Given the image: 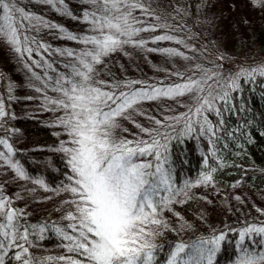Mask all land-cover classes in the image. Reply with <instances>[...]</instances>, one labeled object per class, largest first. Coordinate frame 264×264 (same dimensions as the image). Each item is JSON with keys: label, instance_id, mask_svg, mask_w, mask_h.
Returning <instances> with one entry per match:
<instances>
[{"label": "trees", "instance_id": "trees-1", "mask_svg": "<svg viewBox=\"0 0 264 264\" xmlns=\"http://www.w3.org/2000/svg\"><path fill=\"white\" fill-rule=\"evenodd\" d=\"M213 1L139 0L147 12L135 9L133 13L140 14L137 20L152 26L157 34H170V29L176 33L182 28V24L188 25L195 20L206 24L208 16L204 11L210 8ZM11 2L15 5L14 18L19 20V22L14 20V26L18 29L19 47L28 50L34 62L41 57L49 61L56 59L50 56L55 42L53 38H56V35L52 38L48 29H44L41 25L27 27V23L30 22L25 15L38 17L49 23H60L78 32L75 30V24L81 25L82 14L94 12L89 8H83V5L79 3L76 5V0H63V3H60V0H53L50 6L44 0H11ZM57 6L66 13L69 11L70 15H59L56 11H48ZM213 8L219 11L223 24L230 11L229 6L221 1L217 2ZM15 9L21 11L17 12ZM233 11L237 13L232 14V17L237 20L234 21L235 23L227 22L226 27L234 30L235 35L238 36L244 30L247 20L241 14L243 12L241 3H234ZM2 16L3 13H0V17ZM70 23H73L71 28L68 26ZM0 24L4 25V21L0 20ZM138 27L150 29L140 23ZM154 31L151 29L143 31L140 34L141 40L147 42L155 34ZM249 42H257L260 50L264 51V20L254 26ZM243 44L247 45L244 41ZM162 45L164 49L172 50L169 46ZM147 46L148 44L144 43L140 48L144 56L148 55V51L154 50L153 46ZM241 47L242 42L237 38L235 48ZM121 49L117 56L122 67L113 59L111 62H105V69L97 68L100 71L97 72V69L95 71L97 75L105 77L106 81L111 80L119 84L118 92L167 84L166 76H155V72H148L151 74L149 77L144 76L145 83L143 81L137 83L129 79L132 78V70H134L130 67L133 61L132 51L127 50L126 46ZM23 57L27 60V56ZM174 65L178 67L176 62ZM55 67L57 70L60 68ZM167 67L163 66L161 71H165ZM221 67L223 68V65ZM62 70L57 73H61ZM146 70H148L147 67L141 64L138 72L144 75ZM169 71L171 72H165L173 73V67H170ZM62 74L64 75V71ZM67 74L65 72V77L69 78L66 82L70 85V81L79 80L78 77L70 78ZM6 79L8 86L2 85L3 91L13 92V88L18 87L17 79H14V83L9 82L8 77ZM6 79L2 77V81ZM237 84L238 87L235 90L231 87L226 90H213L220 87L214 85L212 90L209 88L206 90V95L202 94V98L207 97L212 102V109H206L202 116L192 117L198 122L193 124L191 132L185 128L186 120L181 119L177 123L175 118L189 113L194 102H184V105L176 104L168 108V112H160L155 116V120L162 121L165 126L172 124L175 129L173 131L172 128H166L173 138L167 144L165 153L167 162L164 164V168L171 176L173 187L183 188L184 183L193 185L185 189L187 196H177L175 202L169 204L160 213L159 218L164 221L166 227H159V235H157L159 238L153 241L158 245L154 253L156 264H166L170 252L174 251L179 243L188 246L185 252L194 253L193 246L199 247L202 240H208L220 234H224L225 239L220 241L219 251L213 259V264H237L236 257L242 251V249L239 251L241 246L239 233L248 227H264V210L259 211L256 206H253L254 213L258 211L259 213L251 222L248 217L251 215L231 213L224 203L231 195L242 197L243 193L252 196L262 195L264 198V76L241 75ZM209 90H211V96L208 95ZM225 91L228 92L226 100L219 99L218 97L223 96ZM155 120L152 122L143 120L140 125L144 128H156L158 125L155 124ZM12 122L15 132H18L15 136L17 143L14 146L16 160L14 163L24 170L26 178L17 176L15 169L11 166H4L0 170V198L8 201L5 211L12 209L17 212L12 223L17 225L18 234L23 235L25 228L28 230V241L18 240L17 243L29 249L25 258L30 259V264H68L69 258L83 259L77 252H69L70 242L56 231L60 228L66 234L78 235L69 227L78 222L65 218L69 212H74V206L67 201L75 197L70 191L64 190L72 183L69 180V177L73 175L68 164L69 157L65 152L53 149L62 137L59 129L51 119L45 116L23 115L13 118ZM125 129L129 135L134 133L133 140L148 139L141 130H133L129 125ZM161 151L163 152V149ZM145 159L154 161V157ZM209 172L213 176L210 183H196L201 179L202 174ZM37 180H42L43 185L35 183ZM165 195H167L166 192H161V196ZM0 223L6 224V217H0ZM41 228L44 229L43 232L40 231ZM5 230L12 231V229ZM0 239L5 238L0 237ZM7 242L6 240V245ZM262 242L264 243V234L251 233L245 238L243 248L248 251H254L256 248L259 251ZM18 251L21 249L17 247H6L5 250H0V255H4V264H21L15 259ZM61 257L65 259H60Z\"/></svg>", "mask_w": 264, "mask_h": 264}, {"label": "snow or ice", "instance_id": "snow-or-ice-1", "mask_svg": "<svg viewBox=\"0 0 264 264\" xmlns=\"http://www.w3.org/2000/svg\"><path fill=\"white\" fill-rule=\"evenodd\" d=\"M47 2L52 3L53 0ZM86 2L96 6L99 12V15L97 12L84 14L85 19L92 17V30L99 35L85 36L82 39L76 36L69 37L73 40L80 39L85 45L91 44L93 48L83 51L77 57L80 66L84 69L82 71L80 68H73L79 80L70 81V89L63 87L56 89L61 91L66 99L52 101L65 110L66 118H61L60 122L71 137L72 147H64L62 144L59 150L68 155V164L73 174L69 177L72 183L64 190L70 191L75 197L67 201L74 206V212H69L65 218L78 222L69 225L78 235L66 234L60 228L56 231L70 242L69 252H77L83 257L79 260L69 258L68 264H156L154 253L158 245L153 242V238L159 235V227H166L164 221L159 218L160 213L169 204L175 202L177 196H187L185 189L193 185L186 184L185 189H175L169 172L164 168L167 162L165 155L167 144L173 138L166 128L175 131L172 124L165 126L160 120H155V124L158 125L156 128H144L137 124L136 126L147 135L148 139L118 138L114 135V130L120 127L119 118L130 119L128 110L133 109L134 105L142 100L191 93L198 106L194 111L189 109L191 115L185 113L175 118L177 123L181 119L186 120L185 128L191 132L193 124L198 122L192 117L202 116L206 109L211 110L212 102L207 97L201 98L195 95L197 91L204 89L200 87V81L191 79L188 83L167 89L149 86L150 91L147 89L130 93L105 91L104 88L109 87L106 82L93 80L94 65L102 63L103 57L123 45L142 46V41H135L133 38L141 31L150 29L134 26L140 21L133 16V11L140 9L147 12V9L139 0H86ZM252 2L255 6L264 8V0H252ZM60 3H63V0H60ZM14 8L15 5L11 0L7 2L0 0V9L3 10L0 20H3L5 25L0 26V34L7 36L11 43L18 44V29L14 26ZM155 39L172 38L159 36ZM17 51H20L19 47ZM172 54L183 55L174 52ZM68 55L71 56L73 53L68 52ZM256 71L264 76V67L254 69L252 72L242 70L231 82L230 87L235 90L241 75L253 77ZM208 95L211 96V90ZM227 97L228 92L225 91L223 96L218 98L226 100ZM216 111L219 114V109ZM4 115H6L4 106L0 102V117ZM205 122H207L206 118ZM0 144L7 147L9 153L12 152V147L6 140L0 139ZM147 157H154V161L145 159ZM4 158L5 154L0 152V159ZM11 167L15 169L17 176L26 178L24 170L17 164L11 163ZM212 180L213 176L209 172L202 174L201 179L196 183L207 184ZM35 183L43 185L44 182L37 180ZM161 192H166L167 195L161 196ZM7 205L8 201L0 198V217L7 219L6 224L0 223V237L5 238L0 239V250L17 247L21 251L16 252L15 259L21 264H30V259L25 258L29 249L17 243L18 240L28 241V230L25 228L23 235L18 234L17 225L12 223L17 212L12 209L5 211ZM43 230L40 229L41 232ZM251 233L264 234V227H248L239 233L244 252L239 264H264V251H248L243 248L245 238ZM224 239V234H220L202 240L201 246H193L194 253L185 252L188 246L179 243L175 246V250L170 252L166 264H205V262L213 264V259L219 251L220 241ZM0 264H4V255H0Z\"/></svg>", "mask_w": 264, "mask_h": 264}, {"label": "rangeland", "instance_id": "rangeland-1", "mask_svg": "<svg viewBox=\"0 0 264 264\" xmlns=\"http://www.w3.org/2000/svg\"><path fill=\"white\" fill-rule=\"evenodd\" d=\"M221 1L225 2L230 8V11L228 10L227 19L223 24L222 19H220L219 11L213 8L217 2L220 3ZM76 2V5L79 3V5H83V8H89L99 13L96 6L87 3L86 0H76ZM46 3L50 6V3ZM234 3L242 4L243 12L241 14L245 16L247 20L243 28L244 30L240 32L238 36L235 35L234 30L226 27L228 23L230 24L237 20L235 17H232V14L237 13L233 11ZM61 5L64 6L63 4ZM18 8L20 7L18 6ZM48 11H56L59 15H70L69 11L66 13L58 6L56 8L52 7V9ZM204 12H207L206 14L208 16V22H206V24L204 22L202 24L200 21L195 20L188 25L182 24V28L176 31V33L170 29V34H157L156 31L153 30L155 34H153L147 42L141 40L140 34L143 32L141 31L133 39L135 41H142V45H144V43L148 44L147 47L153 46L154 50L150 49L151 51H148L147 56L142 55L141 46H136L134 44L123 45L128 47L127 50H131L133 55V61L130 67L134 70H132V78L129 79L137 83L142 81L145 83L144 76L149 77L151 75L148 72H155V76L165 75L167 84L151 87L160 89H167L168 87H174L178 84L188 83L189 79L198 80L201 82L200 87H202L204 91H197L195 95L202 98V94L206 95V90L208 88L212 90V86L214 87V85L215 87L217 85L220 87L213 88V90H226L230 88L231 82L237 78V75L241 73L242 70L245 72H252L254 69L264 67V51L260 50L257 42H249L254 26L264 20V8L255 6L252 0H214L210 8L206 9ZM0 13H3L2 9H0ZM84 14L85 13L82 14L80 20L81 25L77 26L75 24V30L78 32H74L71 28L73 23L68 25L71 28L70 30L63 24L49 23L44 20L42 21L41 18L32 15L26 17L25 15L27 21L30 22L27 23V27L30 25L34 26L35 24L41 25L44 29H48V33L51 34L50 36L52 38L53 35H56V38H53L55 42L50 55L53 56V58L56 57L57 60L55 59L54 61H49L41 57L34 62L28 50L19 47V43H11L7 36L0 34V102L3 103L6 113V115L0 117V139L6 140L12 147V152L9 153L7 147L0 144V152L5 154V158L0 159V170L4 166H11V163L16 161L14 159V146H16L17 143V137L15 136L18 132H15L12 120L18 116L38 115L51 119L62 135L53 149H60L62 144L64 147H72L70 143L71 137L67 134V129L60 122L61 118H66L65 110L59 105L53 104L52 101L66 99L63 93L56 89L60 87L71 88V85L66 82L69 78L65 77V72L68 73V77L71 78L75 76L73 71L74 67L80 68L83 71L84 69L80 66L77 57H79L83 51L93 48L91 44L85 45L80 39L73 40L69 39V37L76 36L82 39L85 36L99 35L98 32L92 30V17L89 16L88 19H85ZM133 16L137 19L140 14L133 13ZM14 20L19 22L18 18H14ZM140 24L144 25V27L153 29L152 26H148L144 21H140ZM0 26L5 25L0 24ZM134 26L138 27V24ZM171 31L173 32L172 34ZM159 36H169L172 39L156 40L155 38ZM237 38L242 42V47L240 49L235 48ZM121 39L125 38L121 37ZM242 40L246 42L247 45L243 44ZM161 43L165 46H169L172 49L171 52L164 49ZM155 45H157V47H155ZM17 47H19L20 51H17ZM121 48L111 52L113 53L112 55L109 53V55L103 57L102 63L95 64V71L97 68H101V70L105 69V62H111L113 59L122 67L123 65L120 64L121 61L117 56V53H120L122 50ZM68 52H72L73 55H68ZM173 52L183 53V55L172 54ZM23 56H27V60H25ZM174 62H176L178 67H174ZM141 64L145 65L148 69L146 70L147 72L145 71L146 75H142V73L139 74L138 72L141 68ZM222 65L223 68L221 67ZM55 66H59L60 68L57 70ZM163 66H168L165 68L166 72H171L169 68L173 67L174 72L166 73L165 71H161L163 70ZM61 69H63L62 72L57 73ZM63 71L64 75L62 74ZM98 71L100 70L97 69V72ZM205 73H207V76H205ZM95 75L93 76L94 81H104L109 85V87L104 88L105 91L118 92L117 88L119 84H115L111 80L106 81L105 77L97 75V73H95ZM253 75L260 74L256 71ZM2 77H5V79L8 77L9 82L12 83L15 82L14 79H17L18 87L13 88V92L8 90L4 92L2 85L8 86V81L7 79L6 81H2ZM208 77L211 78L209 79ZM215 83L218 84L216 85ZM151 88L145 86L142 89L150 91ZM135 90L138 89L132 88L124 92L130 93ZM184 102H194L192 104L193 111L198 106V103L191 93H186L183 96H158L154 99L142 100L134 105L133 109L128 110L127 114L130 115V119L119 118L118 123L120 127L114 130V135L118 138L124 137L133 140L135 137L134 133L129 135V133L125 131L128 125L132 127L133 130H140L136 125H140L141 121L148 120V122H152V120H155V116L160 114V112H168V108L176 104L184 105ZM185 185L184 183V187L181 188V186H179L178 189H185ZM242 195V197L236 195L228 197V199L225 200L226 202H224L225 207L231 213L251 215L248 217H250V221L252 222L256 219L254 216L257 217L259 211L264 210V198L262 195L252 196L247 193H243ZM253 206H256L259 211L257 210L258 212L254 213ZM157 237L158 236H155L153 241L157 240ZM241 249L240 246L239 251ZM254 251H264V243L262 242L259 251H257L256 248H254ZM243 256L244 252H239L235 260L237 264H239Z\"/></svg>", "mask_w": 264, "mask_h": 264}]
</instances>
